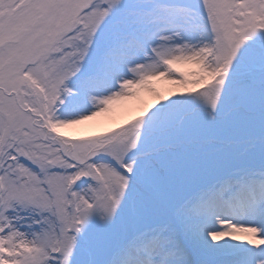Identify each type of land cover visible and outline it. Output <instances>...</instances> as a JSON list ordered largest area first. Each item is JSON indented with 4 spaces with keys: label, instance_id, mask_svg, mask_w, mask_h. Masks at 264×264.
<instances>
[{
    "label": "snow or ice",
    "instance_id": "snow-or-ice-1",
    "mask_svg": "<svg viewBox=\"0 0 264 264\" xmlns=\"http://www.w3.org/2000/svg\"><path fill=\"white\" fill-rule=\"evenodd\" d=\"M0 264H264V0H0Z\"/></svg>",
    "mask_w": 264,
    "mask_h": 264
},
{
    "label": "rangeland",
    "instance_id": "rangeland-1",
    "mask_svg": "<svg viewBox=\"0 0 264 264\" xmlns=\"http://www.w3.org/2000/svg\"><path fill=\"white\" fill-rule=\"evenodd\" d=\"M110 126H112V125L111 124H105V125H103V127H110ZM81 127L82 128H85V129H87L89 131L102 130V127L101 128H97V127H93L91 125H82Z\"/></svg>",
    "mask_w": 264,
    "mask_h": 264
}]
</instances>
